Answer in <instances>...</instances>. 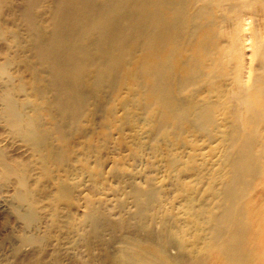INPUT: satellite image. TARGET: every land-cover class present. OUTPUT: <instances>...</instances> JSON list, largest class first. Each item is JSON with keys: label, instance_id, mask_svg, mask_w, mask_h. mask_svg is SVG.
Wrapping results in <instances>:
<instances>
[{"label": "bare ground", "instance_id": "obj_1", "mask_svg": "<svg viewBox=\"0 0 264 264\" xmlns=\"http://www.w3.org/2000/svg\"><path fill=\"white\" fill-rule=\"evenodd\" d=\"M10 5L0 264H264V0Z\"/></svg>", "mask_w": 264, "mask_h": 264}, {"label": "rangeland", "instance_id": "obj_2", "mask_svg": "<svg viewBox=\"0 0 264 264\" xmlns=\"http://www.w3.org/2000/svg\"><path fill=\"white\" fill-rule=\"evenodd\" d=\"M17 5L18 7L22 6L23 0H11V5L9 7H5L2 10L1 18L3 22H6L7 24H13L15 27H18L20 32H23L22 30L23 27L22 25L19 26L20 23H19V20L17 19V13H18ZM15 27L13 29H15ZM2 56L3 55L0 53V58ZM3 107L4 106L2 102L0 101V116L3 110ZM0 148L5 149L8 156L9 155H26L27 153L26 147L20 141L11 139L10 134L8 130L6 129L5 123L1 119V117H0ZM14 191H15L14 186L10 182L0 181V229H2V231H8V230L15 231L21 228L23 225V219L17 216L18 215L17 210H20V209L16 205V201L14 198ZM4 216H8L10 218V222L8 223L7 227L5 226L6 223L5 222L3 223L1 221ZM3 225L5 226V228H3ZM74 249H76V251L78 250L79 252L74 257L76 259H73V262H74L73 264H81V263L87 262L86 256L88 255L86 254V251L83 250L82 247L80 249L72 248L70 250L73 251ZM87 264H91V262L88 261Z\"/></svg>", "mask_w": 264, "mask_h": 264}]
</instances>
